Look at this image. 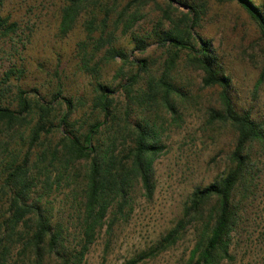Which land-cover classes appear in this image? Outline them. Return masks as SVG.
Segmentation results:
<instances>
[{"label":"trees","instance_id":"trees-1","mask_svg":"<svg viewBox=\"0 0 264 264\" xmlns=\"http://www.w3.org/2000/svg\"><path fill=\"white\" fill-rule=\"evenodd\" d=\"M166 1L155 28L141 34L135 27L158 0H0V264H85L103 229L109 250L118 226L129 221L138 187L146 200L153 199L155 165L167 146L154 113L164 109L176 120L177 102L187 97L172 72L182 53L187 65L202 71L205 87L219 89L208 124L230 126L235 142L225 170L210 184L197 186L174 224L122 264L157 257L190 227L194 245L182 264L237 260L235 250L263 180L264 121L235 99L231 76L211 41L196 30L208 0ZM219 1L242 6L264 37L261 4ZM79 26L82 35L72 51L77 68L92 77L88 111L80 117L85 102L65 94L68 88L59 79L44 93L26 85L33 64H42L30 54L39 34L53 31L62 40ZM129 34L135 49L145 52L151 43L167 49L160 74L148 57L131 59L118 45ZM60 54L50 60L55 75L47 77L64 69ZM112 62L133 67L120 85L127 98L120 103L115 88L100 80ZM262 81L264 69L258 85ZM61 187L68 190L66 202L61 200L68 210L64 214L56 209Z\"/></svg>","mask_w":264,"mask_h":264},{"label":"rangeland","instance_id":"rangeland-1","mask_svg":"<svg viewBox=\"0 0 264 264\" xmlns=\"http://www.w3.org/2000/svg\"><path fill=\"white\" fill-rule=\"evenodd\" d=\"M255 1L264 9V0ZM203 3L205 7L196 30L211 41L219 61L231 76L235 99L243 107L253 108L254 113L264 121V81L258 85L264 69V37L249 13L238 3L219 0ZM166 4V0H158V5L150 3L145 10L146 16L135 27L134 32H151ZM174 5L179 6L176 3ZM179 8L185 12L188 10L184 6ZM48 19L54 21V18ZM81 35L80 26L62 40L53 36V31L45 30L40 33L38 44L30 54L40 58L42 64H33L26 80V85L30 88L37 87L43 93L47 88H55L56 80L62 81L68 88L65 94L74 93L85 102L83 112L77 115L79 117L88 111L92 92V77L77 68L72 51ZM131 36L132 34L121 37L118 45L132 54L131 59L148 57L154 62L155 72L160 74L168 57L167 49L151 43L143 52L135 49V43L130 41ZM58 52L62 55L61 67L64 69L60 70L58 76L47 77L49 72L55 75V61L50 63V60H56ZM185 56L186 53L181 54L172 71L178 86L187 93L186 98L177 102L176 120L164 109L154 113L167 145L155 165L157 187L154 197L150 201L146 200L138 187L137 203L129 221L118 226L109 250L106 249V230L103 229L86 256L85 264H122L154 244L174 224L193 190L197 186L213 182L227 166L228 156L235 142V132L222 123L208 124V109L219 101V89L205 87L202 71L187 65ZM122 67L123 72L118 71ZM132 70V66L122 62H112L102 70L100 80L115 88L119 103L127 99L120 85ZM67 191L64 187L57 191L60 202H66ZM256 205L250 214V221H247L242 230L244 235L241 237V244H237V260L224 264H264V173ZM66 208L61 202L56 209L64 214L68 211ZM193 245L194 230L190 227L173 248L139 264H182ZM21 264L33 263L25 260ZM45 264L55 262L47 261Z\"/></svg>","mask_w":264,"mask_h":264}]
</instances>
